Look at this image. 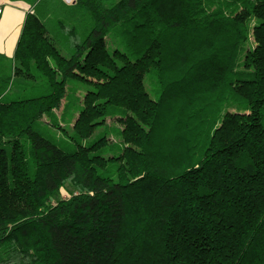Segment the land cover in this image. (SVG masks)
Instances as JSON below:
<instances>
[{
	"label": "trees",
	"instance_id": "trees-1",
	"mask_svg": "<svg viewBox=\"0 0 264 264\" xmlns=\"http://www.w3.org/2000/svg\"><path fill=\"white\" fill-rule=\"evenodd\" d=\"M10 1L0 264H264V0Z\"/></svg>",
	"mask_w": 264,
	"mask_h": 264
},
{
	"label": "crops",
	"instance_id": "crops-1",
	"mask_svg": "<svg viewBox=\"0 0 264 264\" xmlns=\"http://www.w3.org/2000/svg\"><path fill=\"white\" fill-rule=\"evenodd\" d=\"M0 10V54L12 59L30 6L22 1L0 0Z\"/></svg>",
	"mask_w": 264,
	"mask_h": 264
},
{
	"label": "rangeland",
	"instance_id": "rangeland-1",
	"mask_svg": "<svg viewBox=\"0 0 264 264\" xmlns=\"http://www.w3.org/2000/svg\"><path fill=\"white\" fill-rule=\"evenodd\" d=\"M231 104H232V103L227 104V103L224 102V101L220 103V100H219V101L216 100L215 106H217L218 110H219V111L221 112V114H222V113H224L226 110H231V109L235 108V107L231 106ZM60 115H61V111H60V112L57 111V114H52V117H54V119L58 120ZM49 116H50V115H49ZM70 191H72V189L69 188V187L63 189V190H62V196H63L64 198H67L68 195H69V193H70Z\"/></svg>",
	"mask_w": 264,
	"mask_h": 264
},
{
	"label": "built area",
	"instance_id": "built-area-1",
	"mask_svg": "<svg viewBox=\"0 0 264 264\" xmlns=\"http://www.w3.org/2000/svg\"><path fill=\"white\" fill-rule=\"evenodd\" d=\"M63 1L67 4H72L75 0H63ZM0 13H1V10H0Z\"/></svg>",
	"mask_w": 264,
	"mask_h": 264
}]
</instances>
